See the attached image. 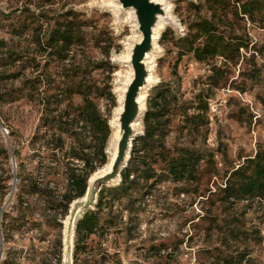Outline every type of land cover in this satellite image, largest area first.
I'll list each match as a JSON object with an SVG mask.
<instances>
[{
	"label": "rangeland",
	"instance_id": "1",
	"mask_svg": "<svg viewBox=\"0 0 264 264\" xmlns=\"http://www.w3.org/2000/svg\"><path fill=\"white\" fill-rule=\"evenodd\" d=\"M163 2L167 24L147 63L151 82L144 92L143 108L145 113L156 86L168 83L184 99L190 100L199 92L209 96L206 108L198 110V103L184 104L188 114L202 115L199 130L180 129L184 108L180 103H165L164 107L169 110L166 146L189 143L205 149L198 180L183 185L158 181L157 177L148 182L140 180L138 197L129 203L115 201L106 227L85 243L76 241L75 232L70 245L66 242L64 229L69 211L66 215L49 211L48 218L34 215L18 231H7L0 264H208L218 261L224 252L249 253L254 259L250 264H264V199L243 207L245 201L223 211L218 200L221 175L212 174L215 169L222 172L236 166L264 144L263 18L229 15L234 37L247 42L248 49H241L240 57L233 62L221 57L198 61L183 51V38L198 13L207 14L204 3ZM70 12L77 14L83 26L82 44L73 46L69 55L83 58L86 68L92 61L102 63L100 69L91 71V76L112 93L115 105L106 98L97 101L105 113L110 109L109 124L115 116L118 88L132 70L129 53L139 34L134 15L122 9L118 0H0V143L10 145L27 138L38 123V106L26 97L22 84L32 71L33 60L40 61L39 71L47 70L56 81L60 75L71 73L73 67L67 61L47 58L38 45L46 29ZM14 58L17 60L13 63ZM45 59L49 60L43 66ZM214 67L219 69L216 85L211 84ZM15 73H19L17 78ZM72 101L78 103L80 97L73 96ZM144 113L136 138L144 132ZM25 153L23 149L22 155ZM134 155L130 151V157ZM0 161L2 173L12 175L10 183L16 186L17 167L13 170L12 157H0ZM129 161L132 159L128 165ZM107 187L111 186H102L101 190ZM14 197L11 190L5 201L13 217L17 215L12 209ZM231 219L235 224L230 225L239 229L237 237L227 235ZM218 222L225 233L216 228ZM255 228L257 234L252 232Z\"/></svg>",
	"mask_w": 264,
	"mask_h": 264
},
{
	"label": "trees",
	"instance_id": "2",
	"mask_svg": "<svg viewBox=\"0 0 264 264\" xmlns=\"http://www.w3.org/2000/svg\"><path fill=\"white\" fill-rule=\"evenodd\" d=\"M202 2L207 14L198 13L197 18L190 23L188 33L183 38V51L191 53L198 61L215 57L230 62L237 60L241 49H248V43L234 37L229 15L233 18L247 16L251 20L260 15L264 21V0ZM81 22L83 21L76 13L70 12L46 29L44 38L38 41L41 51L47 58H56L64 63L67 61L73 67L72 71L60 75L56 81L47 70L39 71L40 61L33 60L30 65L32 71L23 78L22 84L26 97L38 106V123L27 138L15 140L10 145L0 143V157L8 160L10 156H14L17 167L14 174L18 180L16 186L12 187V175H4L0 168L1 253L5 234L9 229L18 231L34 215L48 218L46 214L49 211H61L66 215L70 204L85 195L89 177L108 160L106 148L112 133L109 124L110 109L107 113L102 111L97 100L106 98L115 105V97L110 91L97 85L91 76V71L100 69L102 63L92 61L89 65L87 63L86 68L82 63L83 58L77 57V54L69 55L73 46L82 44ZM227 28L228 31H225ZM16 60L14 58L12 62ZM48 60H44L43 66L47 65ZM212 70L211 84L216 85L215 77H218L219 69L214 67ZM13 76L17 78L19 73ZM175 88L170 83L158 85L148 98L143 116L144 132L134 139L131 149L135 157H130L129 160L132 161L122 170L119 184L102 189L94 209H88L77 220V242L85 243L91 235L106 227L115 201L129 203L136 199L140 193V180L148 182L157 177L158 181H171L181 185L198 180L199 164L206 155L205 149L189 143L166 146L169 110L164 107L165 103H180L184 107L181 113L183 125L180 129L199 130L203 123L202 115L199 112L188 114L184 104L198 103L195 106L198 110L203 106L206 108L209 96L199 92L188 100L178 95V89ZM73 96H79L80 101L74 103ZM23 149H26L25 155H22ZM139 152L144 155L137 156L136 153ZM212 174L221 175L218 200L223 211L245 201L247 203H243V207L252 206L264 199V144L258 145L253 155L245 157L236 166L223 169L222 172L215 169ZM16 188H19L17 192ZM11 190L12 197L15 196L12 207L17 214L15 217L9 213L8 205L4 207ZM8 217L15 225L7 221ZM230 224H235L232 219L227 235L237 237L239 229ZM215 226L221 233L226 232L221 231L222 223L218 222ZM252 232L257 234L258 229L255 228ZM79 243L76 250L79 249ZM222 244L225 245L226 241ZM217 259L218 261L208 264L254 262L249 253L234 255L224 252Z\"/></svg>",
	"mask_w": 264,
	"mask_h": 264
},
{
	"label": "water",
	"instance_id": "3",
	"mask_svg": "<svg viewBox=\"0 0 264 264\" xmlns=\"http://www.w3.org/2000/svg\"><path fill=\"white\" fill-rule=\"evenodd\" d=\"M122 9L131 10L135 17L139 39H135L129 53V65L132 69V81L124 96L121 111H116L115 116L121 128V133L116 142V152L109 162L106 171L96 170L88 179V186L83 197L75 199L70 204L69 216L66 223V242L70 245V238L74 235L77 220L86 210L92 209L97 202V194L102 186H114L121 181V172L128 165L132 142L139 133L135 124L140 122L144 113L143 101L140 103L141 94L150 84L149 69L146 55L152 53L156 46L155 29L160 19H165L166 8L163 0H118ZM13 167L16 161L12 156ZM16 178V177H15ZM17 179V178H16ZM7 205L5 202L4 207ZM1 255V252H0Z\"/></svg>",
	"mask_w": 264,
	"mask_h": 264
},
{
	"label": "bare ground",
	"instance_id": "4",
	"mask_svg": "<svg viewBox=\"0 0 264 264\" xmlns=\"http://www.w3.org/2000/svg\"><path fill=\"white\" fill-rule=\"evenodd\" d=\"M153 1L157 2V1H161V0H153ZM129 11L132 13L131 10H129ZM166 24H167L166 19H160V21L158 22V25L156 26V29H155V38H158L159 33L164 29ZM139 38H140V34H138V38L137 39H139ZM145 60L146 61H151L152 60L151 53H148L146 55V59ZM149 72H150V69H149ZM148 77L149 78H147V80L150 79V73H149ZM132 78H133V75H132V70H131L130 74L127 77L124 78V81L121 83V85L118 88L117 106H116V111H118V112L122 110L124 96H125V93H126V91L128 89V86H129L130 82L132 81ZM143 98H144V93L141 94V96H140V99H139L140 103L143 101ZM110 124H111V127H112V133H111V139H110V141H111L110 142V147L107 150L108 160L101 168L98 169V172L99 171L100 172L106 171L108 169L109 162L113 158V156L115 155V152H116V146L115 145H116L118 137H119V135L121 133V128H120V125H119V123L117 121L116 116H114L113 119L110 120ZM138 126H139V123L135 124V127H138ZM66 223H67V220H65V228H66ZM65 230L66 229H64V237H66Z\"/></svg>",
	"mask_w": 264,
	"mask_h": 264
}]
</instances>
